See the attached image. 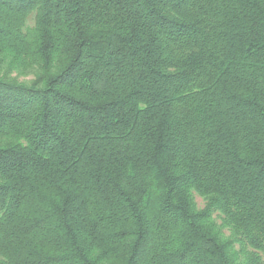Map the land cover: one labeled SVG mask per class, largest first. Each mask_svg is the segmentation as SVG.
<instances>
[{
  "label": "trees",
  "instance_id": "obj_1",
  "mask_svg": "<svg viewBox=\"0 0 264 264\" xmlns=\"http://www.w3.org/2000/svg\"><path fill=\"white\" fill-rule=\"evenodd\" d=\"M0 264H264V0H0Z\"/></svg>",
  "mask_w": 264,
  "mask_h": 264
},
{
  "label": "rangeland",
  "instance_id": "obj_2",
  "mask_svg": "<svg viewBox=\"0 0 264 264\" xmlns=\"http://www.w3.org/2000/svg\"><path fill=\"white\" fill-rule=\"evenodd\" d=\"M196 201H197L198 207L200 209L204 208L205 203H204V200L201 197L196 195Z\"/></svg>",
  "mask_w": 264,
  "mask_h": 264
}]
</instances>
